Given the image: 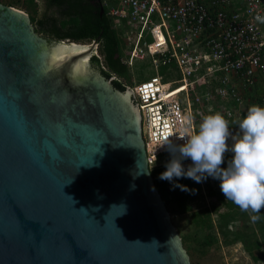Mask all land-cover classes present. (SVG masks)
<instances>
[{"label": "water", "instance_id": "water-1", "mask_svg": "<svg viewBox=\"0 0 264 264\" xmlns=\"http://www.w3.org/2000/svg\"><path fill=\"white\" fill-rule=\"evenodd\" d=\"M0 264H191L133 91L1 3Z\"/></svg>", "mask_w": 264, "mask_h": 264}, {"label": "built area", "instance_id": "built-area-1", "mask_svg": "<svg viewBox=\"0 0 264 264\" xmlns=\"http://www.w3.org/2000/svg\"><path fill=\"white\" fill-rule=\"evenodd\" d=\"M104 5L125 39L127 64L149 57L156 71L126 85L137 102L148 165L170 152L160 147L166 141L185 143L178 136L189 122L193 129L199 125L190 99L197 86L219 83L214 93L196 94V102L215 94L240 103L242 93L264 78V0H104ZM169 63L178 78L158 73ZM221 110L231 115V105Z\"/></svg>", "mask_w": 264, "mask_h": 264}, {"label": "trees", "instance_id": "trees-1", "mask_svg": "<svg viewBox=\"0 0 264 264\" xmlns=\"http://www.w3.org/2000/svg\"><path fill=\"white\" fill-rule=\"evenodd\" d=\"M0 3L12 7L24 6L31 22L35 21L40 29L48 31V35L54 36L57 41L68 39L90 43L100 36L101 62L109 74L122 78V81H118L125 86L135 80L134 75L143 77L146 72V76L148 74L150 78L156 73L149 57L135 59L131 66L127 64L122 51L126 46L125 39L115 28L104 0H48V17L43 13L37 19L34 15L38 7L36 0H0ZM158 73L168 80L179 76L172 63L160 65ZM218 84L214 79L197 86L196 92H190L193 116L197 124L211 109L224 113L231 121L230 127L238 128V122L246 115L251 105L264 106V78H259L242 93L240 103L235 100L225 101L215 94L209 101H195L196 94L203 97L207 90L214 93ZM181 98L184 99V95ZM225 104L231 105V115L221 110ZM232 157L233 153L227 152L221 167L227 168ZM163 158L164 160L160 161ZM172 158L171 152L159 154L155 165H149V171L190 259L201 250H219L240 244L253 264H264V209L260 213L242 211L225 198L220 189L221 181L211 176L201 183L187 177L174 178L172 181L161 180L160 174L166 171V165ZM182 164L187 171L189 166L185 165L184 161ZM205 197L210 198L209 202L205 203ZM175 215L186 216L189 227L179 225L174 219ZM253 215L260 218L253 221Z\"/></svg>", "mask_w": 264, "mask_h": 264}, {"label": "clouds", "instance_id": "clouds-1", "mask_svg": "<svg viewBox=\"0 0 264 264\" xmlns=\"http://www.w3.org/2000/svg\"><path fill=\"white\" fill-rule=\"evenodd\" d=\"M230 124L224 113L211 109L195 129L189 122L178 136L185 140L184 144L168 140L160 146L167 145L173 158L159 178L172 181L187 177L201 183L211 176L221 181L220 189L227 200L242 211L260 213L264 209V106L251 105L238 122L239 131L235 135ZM227 152L233 153V157L227 168H222ZM188 158L192 164L185 171L182 160ZM251 218L256 221L260 217Z\"/></svg>", "mask_w": 264, "mask_h": 264}, {"label": "rangeland", "instance_id": "rangeland-1", "mask_svg": "<svg viewBox=\"0 0 264 264\" xmlns=\"http://www.w3.org/2000/svg\"><path fill=\"white\" fill-rule=\"evenodd\" d=\"M38 3V7H37V11L34 14L35 15V19H37L38 17H40L44 11V2L43 0H36ZM22 12H24L27 16H28V12L25 9L24 6H18V7H14ZM29 18V16H28ZM30 20V19H29ZM30 23L32 25V28L34 30V32L39 35L42 36V33H39V27L36 25L35 21ZM37 31V32H36ZM63 43V42H62ZM66 44H73V45H83V46H89L91 43H69V42H64ZM134 83H136L137 81H141V80H145L149 78V75L147 74L146 76V72L145 75L143 77H140L138 75H134ZM246 102V101H245ZM233 135H235L238 131L239 128H232L230 127ZM232 141L231 139H229V144H231ZM163 159H161L160 161H163ZM184 164L187 166H190L192 164L191 159L190 160H186L184 161ZM210 198L209 197H205V203L209 202ZM174 219L176 220V222L180 225L183 224L185 227H189V222L186 216H176L174 217ZM171 220H172V216H171ZM174 224V223H173ZM191 264H253L251 262V260L249 259V257L246 255V253L242 250L241 245L240 244H236L230 247H222L221 249H214V248H209V250L206 251H198L194 254L193 258L190 259Z\"/></svg>", "mask_w": 264, "mask_h": 264}, {"label": "flooded vegetation", "instance_id": "flooded-vegetation-1", "mask_svg": "<svg viewBox=\"0 0 264 264\" xmlns=\"http://www.w3.org/2000/svg\"><path fill=\"white\" fill-rule=\"evenodd\" d=\"M43 2H44V11H43V13H45L46 15H47V17H48V0H43ZM43 13H42V15H43ZM41 15V16H42ZM37 25V24H36ZM38 26V25H37ZM40 29V28H39ZM37 32V31H36ZM39 33H42V37H45V38H47V39H50V40H52V41H57L55 38H54V36H52V35H48V31H44L43 29H40L39 30ZM100 36H98V37H96V38H94L90 43V45L89 46H92L93 47V50H94V53H95V55L97 56V57H99V59H100V64H101V66L105 69V67L103 66V64H102V58H101V56L99 55V48H100ZM96 41L94 44H93V41ZM69 42V43H78V44H81L80 42H74V41H69L68 39H64V40H58L57 42ZM113 77H115L117 80L119 79V80H121L122 81V78H119L116 74H111Z\"/></svg>", "mask_w": 264, "mask_h": 264}]
</instances>
